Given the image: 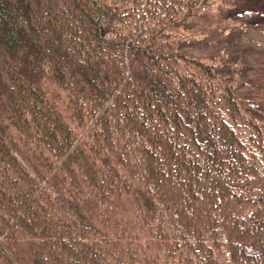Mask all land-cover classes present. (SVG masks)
<instances>
[{
    "label": "trees",
    "instance_id": "16d2710c",
    "mask_svg": "<svg viewBox=\"0 0 264 264\" xmlns=\"http://www.w3.org/2000/svg\"><path fill=\"white\" fill-rule=\"evenodd\" d=\"M257 57L264 0H0V264H264Z\"/></svg>",
    "mask_w": 264,
    "mask_h": 264
},
{
    "label": "rangeland",
    "instance_id": "374dc122",
    "mask_svg": "<svg viewBox=\"0 0 264 264\" xmlns=\"http://www.w3.org/2000/svg\"><path fill=\"white\" fill-rule=\"evenodd\" d=\"M258 65V74L253 80V87L250 88V92L253 95L255 102L264 104V58L257 57ZM252 86V84H251Z\"/></svg>",
    "mask_w": 264,
    "mask_h": 264
}]
</instances>
